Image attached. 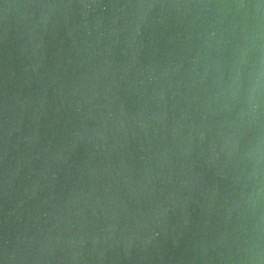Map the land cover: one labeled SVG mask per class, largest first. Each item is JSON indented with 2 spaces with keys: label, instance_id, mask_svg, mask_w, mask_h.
Instances as JSON below:
<instances>
[{
  "label": "water",
  "instance_id": "1",
  "mask_svg": "<svg viewBox=\"0 0 264 264\" xmlns=\"http://www.w3.org/2000/svg\"><path fill=\"white\" fill-rule=\"evenodd\" d=\"M0 264H264V0H0Z\"/></svg>",
  "mask_w": 264,
  "mask_h": 264
}]
</instances>
